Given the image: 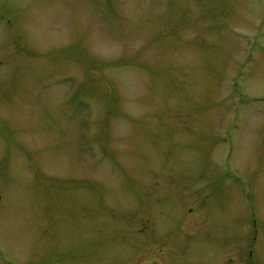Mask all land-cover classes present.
<instances>
[{
    "label": "rangeland",
    "instance_id": "rangeland-1",
    "mask_svg": "<svg viewBox=\"0 0 264 264\" xmlns=\"http://www.w3.org/2000/svg\"><path fill=\"white\" fill-rule=\"evenodd\" d=\"M0 264H264V0H0Z\"/></svg>",
    "mask_w": 264,
    "mask_h": 264
}]
</instances>
